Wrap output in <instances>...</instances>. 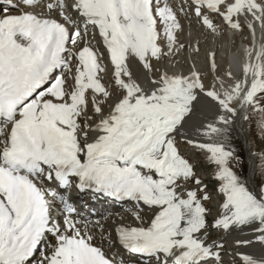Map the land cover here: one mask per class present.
<instances>
[{
    "label": "snow or ice",
    "instance_id": "6c2138e0",
    "mask_svg": "<svg viewBox=\"0 0 264 264\" xmlns=\"http://www.w3.org/2000/svg\"><path fill=\"white\" fill-rule=\"evenodd\" d=\"M33 260L264 264V0H0V264Z\"/></svg>",
    "mask_w": 264,
    "mask_h": 264
},
{
    "label": "rangeland",
    "instance_id": "374dc122",
    "mask_svg": "<svg viewBox=\"0 0 264 264\" xmlns=\"http://www.w3.org/2000/svg\"><path fill=\"white\" fill-rule=\"evenodd\" d=\"M250 137L254 138V143L251 145L252 150L253 151H259V148L261 146V137L259 135V131L256 128L255 123H253V125L250 128ZM236 144H237L238 148H240V147L243 148V155L245 157V168L247 169V166H248V155L247 154L248 153H247V150L245 149V146L243 144V140L237 141ZM257 163H258V159H257ZM200 170L203 171L204 173H210L212 171V168H211V166H207L202 162ZM247 174H248V172L246 171L245 175H247ZM213 238H215V236Z\"/></svg>",
    "mask_w": 264,
    "mask_h": 264
},
{
    "label": "bare ground",
    "instance_id": "6f19581e",
    "mask_svg": "<svg viewBox=\"0 0 264 264\" xmlns=\"http://www.w3.org/2000/svg\"><path fill=\"white\" fill-rule=\"evenodd\" d=\"M172 3H175L176 0H171ZM217 23H219V21H217ZM195 25H193V28L195 29ZM257 35H259V31L257 33ZM214 47V45L212 44L211 40L209 39V41L205 42L203 40V38H201V55L198 57V63L200 64V66H203L204 65V62H205V56L208 52V50L210 48ZM231 60V53L230 52H223L222 53V63H223V66L224 67H227L228 63L230 62ZM183 67H187V65H182ZM250 131V130H249ZM242 140V139H241ZM245 146V149L247 150L249 146L247 145H244ZM248 155V154H247ZM243 250V249H242ZM34 263H35V260H34Z\"/></svg>",
    "mask_w": 264,
    "mask_h": 264
}]
</instances>
